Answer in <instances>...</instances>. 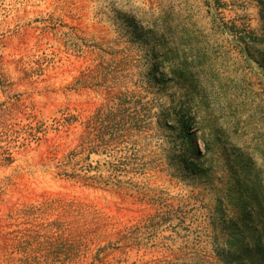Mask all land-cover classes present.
Returning a JSON list of instances; mask_svg holds the SVG:
<instances>
[{"label":"rangeland","instance_id":"1","mask_svg":"<svg viewBox=\"0 0 264 264\" xmlns=\"http://www.w3.org/2000/svg\"><path fill=\"white\" fill-rule=\"evenodd\" d=\"M0 264H264V0H0Z\"/></svg>","mask_w":264,"mask_h":264},{"label":"trees","instance_id":"2","mask_svg":"<svg viewBox=\"0 0 264 264\" xmlns=\"http://www.w3.org/2000/svg\"><path fill=\"white\" fill-rule=\"evenodd\" d=\"M168 120H169V118L167 117V123H168ZM189 138V136H187V139ZM79 181V180H78Z\"/></svg>","mask_w":264,"mask_h":264}]
</instances>
